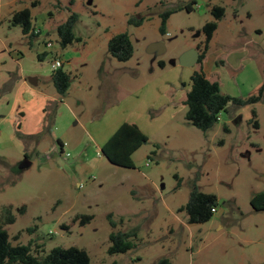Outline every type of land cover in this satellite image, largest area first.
Segmentation results:
<instances>
[{
    "label": "rangeland",
    "instance_id": "374dc122",
    "mask_svg": "<svg viewBox=\"0 0 264 264\" xmlns=\"http://www.w3.org/2000/svg\"><path fill=\"white\" fill-rule=\"evenodd\" d=\"M216 5L226 12L203 66L222 93L247 99L264 85V0H0V222L13 246L31 244L40 257L77 247L92 264H264V211L251 204L264 193V94L257 104H229L207 133L186 120L200 64L180 59L205 40ZM24 8L35 36L12 24ZM73 12L79 39L62 46L57 27ZM121 32L134 45L125 62L108 51ZM154 43L162 53L148 51ZM56 59L72 78L66 101L54 99ZM119 121L139 124L149 139L134 168L96 152ZM25 159L32 165L19 171ZM194 189L218 198L207 223L190 224L180 211ZM83 216L93 220L82 225ZM110 216L116 231L135 232L126 253H109Z\"/></svg>",
    "mask_w": 264,
    "mask_h": 264
},
{
    "label": "trees",
    "instance_id": "16d2710c",
    "mask_svg": "<svg viewBox=\"0 0 264 264\" xmlns=\"http://www.w3.org/2000/svg\"><path fill=\"white\" fill-rule=\"evenodd\" d=\"M36 2H34L35 4ZM194 1H192V4ZM192 4L186 6L188 11L192 10ZM175 10L166 11L162 14V24L160 31L166 33V24L169 17ZM225 7L216 5L212 8L214 19L207 21L203 27L205 32V40L198 44L197 49L200 52L198 64L199 69H195L191 75V89L187 93L184 104L188 110L186 113L187 124L193 126L203 133L212 130L222 112L226 111L229 104L237 107H245L259 103L264 94V85L261 86L257 95L250 96L247 99L234 98L221 92V84L218 80L210 79L203 69V61L210 47V42L218 28V20L224 17ZM78 14L73 12L69 17L58 25L57 31L62 46H67L79 39L74 32L75 24L78 21ZM144 17L131 18L130 23L141 25ZM12 24L20 25L25 35L35 36L33 28L32 13L29 8L15 11L12 14ZM109 53L125 62L132 58L134 53V45L132 39L127 32L115 34L108 42ZM46 53L39 54L41 58ZM162 66L165 65L161 61ZM71 74L62 67L52 71V81L55 85L57 93L62 97H66L71 86ZM258 127L256 122L254 125ZM149 141L148 137L135 124L125 123L110 137V139L102 147L101 153L111 164L122 168H134L133 155L145 143ZM60 147L61 141H58ZM62 151V150H61ZM251 204L256 211H264V193L255 195ZM219 201L216 195L207 194L194 189L190 195L188 203L183 206L180 211L186 212L190 224H203L211 221L214 217L213 209H217ZM110 225L112 232L109 240L111 246L109 253L111 255L126 253L132 249L131 238L135 236V232L122 233L115 229L117 223L110 216ZM81 224L86 225L93 220L92 216L78 217ZM15 219L11 208L6 209L5 222L12 224ZM65 229H68L64 226ZM0 264H92L88 253L77 247L52 249L46 256L40 257L35 254L32 245L13 246L10 242L8 232L3 228L0 222ZM165 264V263H161Z\"/></svg>",
    "mask_w": 264,
    "mask_h": 264
},
{
    "label": "water",
    "instance_id": "95a60500",
    "mask_svg": "<svg viewBox=\"0 0 264 264\" xmlns=\"http://www.w3.org/2000/svg\"><path fill=\"white\" fill-rule=\"evenodd\" d=\"M162 45L160 43H154L152 44L148 51L154 52L157 51L158 53H162L163 50L161 49ZM200 58V52L197 48H192L189 51L185 52L180 59V62L184 66H192L198 63ZM29 82L32 85H37L38 79L36 77L29 78ZM31 166V162H29L27 159H25L22 163H20L18 169L19 171H24L25 169H28Z\"/></svg>",
    "mask_w": 264,
    "mask_h": 264
},
{
    "label": "crops",
    "instance_id": "0c3cea01",
    "mask_svg": "<svg viewBox=\"0 0 264 264\" xmlns=\"http://www.w3.org/2000/svg\"><path fill=\"white\" fill-rule=\"evenodd\" d=\"M196 65V64H195ZM203 69H204V71L206 72V74H208L207 73V70H206V68H204V66H203ZM210 72V71H209ZM208 76V75H207ZM209 77V76H208ZM210 78V77H209ZM38 84V83H37ZM59 94H58V96H56V97H54V99H58L59 98ZM66 97H64V98H62L64 101H66V99H65ZM23 115V114H22ZM126 123V121H119V122H115V126H108V127H106V132H107V136H106V138H104V140H102V142H101V144H95L96 145V147H97V149H96V152H101V150H102V147L104 146V144L110 139V137L118 130V128L121 126V125H123V124H125ZM130 123H134V122H129V124ZM135 124V123H134ZM136 126H138V128L143 132V130H142V128H141V126H139V124H135ZM52 130V129H51ZM102 130V132H103V134H105V130L104 129H101ZM92 137V136H91ZM92 139H93V137H92ZM58 141H61L62 143H64L65 141L63 140V139H59V140H57V142ZM93 141H94V139H93ZM59 144V143H58ZM31 165H32V162H31ZM217 213H218V211H217ZM216 213V214H217Z\"/></svg>",
    "mask_w": 264,
    "mask_h": 264
},
{
    "label": "built area",
    "instance_id": "2783aa9c",
    "mask_svg": "<svg viewBox=\"0 0 264 264\" xmlns=\"http://www.w3.org/2000/svg\"><path fill=\"white\" fill-rule=\"evenodd\" d=\"M39 32V30H35V33H38ZM46 45L47 46H49V47H51L52 46V41H47L46 42ZM62 65H63V63L59 60V59H56L53 63H52V69L53 70H56V69H58V68H60V67H62ZM66 142H64V143H62V145H61V150H62V152L64 151V147L66 146ZM102 153L101 152H98V155H101ZM67 157H70V154H67ZM94 179V178H93ZM92 179V180H93ZM79 188L80 189H83L84 188V184H79ZM212 213H214V214H216L217 213V209H213L212 210Z\"/></svg>",
    "mask_w": 264,
    "mask_h": 264
}]
</instances>
